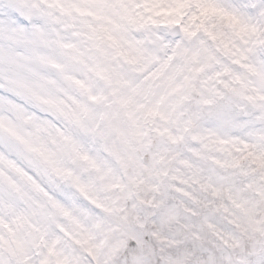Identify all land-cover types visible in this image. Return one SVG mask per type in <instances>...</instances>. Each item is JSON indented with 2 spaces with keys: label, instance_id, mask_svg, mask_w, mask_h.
Instances as JSON below:
<instances>
[{
  "label": "snow or ice",
  "instance_id": "snow-or-ice-1",
  "mask_svg": "<svg viewBox=\"0 0 264 264\" xmlns=\"http://www.w3.org/2000/svg\"><path fill=\"white\" fill-rule=\"evenodd\" d=\"M51 6L0 12V264H264V0ZM21 48L82 64L81 98ZM176 221L179 241L151 227Z\"/></svg>",
  "mask_w": 264,
  "mask_h": 264
},
{
  "label": "clouds",
  "instance_id": "clouds-1",
  "mask_svg": "<svg viewBox=\"0 0 264 264\" xmlns=\"http://www.w3.org/2000/svg\"><path fill=\"white\" fill-rule=\"evenodd\" d=\"M37 3L39 9L44 13H51L52 16L58 17L61 20L64 19V14L61 12L59 7H52L51 5L55 3V0H34ZM242 3H255L258 0H241ZM8 5V0H0V12L6 11ZM49 30L51 28H56L60 31L61 35L66 41L70 42H77L82 40V38L75 36L73 33L77 29H65L62 26V23H55L53 25H46ZM7 41L0 40V44H6ZM81 49L87 54V49L85 48L84 44H80ZM21 53L27 58L26 64L28 71L25 72L26 75L33 76L36 78L39 77H47V80L54 83H49L48 88L54 94L60 96L62 99L66 101L67 104L71 105L73 103V98L80 99V92L78 88L74 85L72 80H67L64 78V74L78 79H87L91 76V73L86 70V68L79 63L75 62H64L66 67L64 69V73L53 69L49 66L40 64L37 60L33 58V54L26 50V49H19ZM41 51H47L45 49H41ZM53 147H55L53 145ZM179 221L168 223V222H157L151 225V227L160 231L162 237H167L169 235L175 234V238L179 241L182 239V236L178 229ZM162 247L161 244H156L158 256L157 261L160 260V248ZM188 247L187 244L184 243H177L171 247L167 244L163 245L164 252L163 255L171 256L173 258L179 257L183 254L184 250Z\"/></svg>",
  "mask_w": 264,
  "mask_h": 264
}]
</instances>
